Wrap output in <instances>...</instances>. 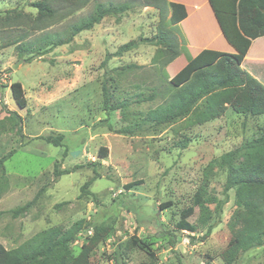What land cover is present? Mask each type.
I'll return each mask as SVG.
<instances>
[{
  "label": "rangeland",
  "instance_id": "374dc122",
  "mask_svg": "<svg viewBox=\"0 0 264 264\" xmlns=\"http://www.w3.org/2000/svg\"><path fill=\"white\" fill-rule=\"evenodd\" d=\"M36 1L0 0V18L17 13L34 16L36 11L31 5ZM122 1L88 0L66 21L88 15L98 3ZM168 16L154 8H135L120 15L119 21L111 16L104 18L90 31L78 34L71 44L31 63L25 62L30 54L19 58L16 45L0 48V78L6 77L0 84V121H5L0 127V158L14 151L4 163L8 186L0 195V243L6 249L16 248L49 227L68 228L84 219L89 226L77 235L72 245L74 254L84 238L92 235L93 225L113 228L112 236L95 250L93 264H115L109 259L116 248L112 244H124L130 237L148 243L157 264H223L219 253L230 238L226 225L235 208L233 191L228 193L229 201L222 208L218 224L204 241L200 237L213 214L205 220L195 209L189 221L197 226V234L175 233V223L179 212L191 205L202 169L212 159L257 135L259 128L264 129V116L248 120L243 127V118L228 110L213 122L182 130L179 124L156 129L141 124L146 112L162 103L160 97L131 103L127 110L104 111V81L110 93L108 105H113L161 91L167 79L186 63L180 55L172 66L162 69L165 77L151 66L156 47L142 44L102 66L106 54L130 40L153 37L160 26L172 30L180 46L186 48L181 29L170 26ZM63 23L55 21L48 31H60ZM16 25L0 27V45L23 33ZM37 36L30 31L24 42ZM124 65L140 68L121 72L120 76L111 72ZM14 82L22 85L25 109H19L11 97L9 84ZM9 111L21 116L17 126L12 127L7 120L12 117ZM125 127H131L134 135L118 133ZM58 134L63 136L60 146L44 140ZM185 141L189 142L183 149ZM101 147L107 149L106 156L98 154ZM55 164L59 171L72 172L56 178ZM224 180V172L216 170L210 181L204 204L212 213L214 199L222 198ZM88 181L91 184L86 190L91 196L80 197L81 187ZM130 183L138 184L127 190ZM43 187L45 192L39 194ZM167 201L171 205L160 209L159 205ZM28 203L30 207L14 217L11 211ZM124 259L126 264H140L148 256L134 249L126 251ZM235 264H264V246L247 252Z\"/></svg>",
  "mask_w": 264,
  "mask_h": 264
},
{
  "label": "trees",
  "instance_id": "16d2710c",
  "mask_svg": "<svg viewBox=\"0 0 264 264\" xmlns=\"http://www.w3.org/2000/svg\"><path fill=\"white\" fill-rule=\"evenodd\" d=\"M207 1L224 39L234 49V53L204 49L192 57L185 47L180 46L172 30L160 26L153 37L130 40L117 47L113 53L106 54L102 66L112 58H120L142 44L156 47L151 59L153 69L162 71L180 55L186 58V64L167 79L161 91L154 90L147 97L137 95L130 100L125 97L126 99L113 105H108L110 93L105 88L104 81V111L107 108L109 111L127 110L131 103L151 102L160 97L162 103L148 110L141 119V124H148L150 128L155 129L163 125L174 127L179 124L182 130L213 122L225 116L228 110L243 118V127L248 120L264 116V86L241 67L251 41L264 36V0ZM87 2L88 0H38L31 5L36 11L34 16L17 13L15 16L10 14L1 17L0 27L17 24L16 26H21L18 28L23 30V33L16 39L0 45V48L16 45L19 58H22L23 54H30L25 62L31 63L37 57L49 54L58 47L71 44L78 34L90 31L102 19L111 16L119 21L120 15L135 8H154L160 15L168 13V23L172 27L177 26L186 17L182 5L168 0H124L119 3H98L88 15L66 21L83 9ZM57 20L65 21L60 31H48ZM16 26L13 28H17ZM30 31L39 36L24 42ZM133 68L140 67L124 65L112 69L111 72H118L120 76L121 72ZM9 89L16 106L25 109L26 98L22 85L14 82L9 84ZM8 113L12 116L7 119L10 125L17 126V123L21 122V116L15 111ZM4 125L5 121L1 120L0 127ZM258 132L261 134L245 139L239 146L207 163L202 169L200 183L192 195L191 205L179 212L178 221L175 223V233L197 234V226L189 221L195 209L198 208L201 218L205 220L213 214L211 222L200 237V240L204 241L218 224L222 208L229 201L228 193L233 191L235 208L226 225L230 238L219 253L223 264H235L247 252L264 246V129L259 128ZM118 133L134 135L131 127L121 128ZM44 140L54 146H60L63 136L49 135ZM188 142L182 143L183 149L187 148ZM106 153V148H99L98 154L106 156ZM13 154L14 151H11L0 158V195L8 186L4 163ZM55 166L56 164L53 174L56 178L72 172L59 171ZM77 168L79 166H75V169ZM216 170L224 172L225 180L222 198L214 199L212 213L204 202L208 198V187ZM95 176L94 178H98ZM90 184L91 181H88L81 187L80 197L91 196L86 190ZM137 184L130 183L126 185V189L129 190ZM45 190L46 187H43L39 194ZM30 205L28 203L11 212L15 217L25 212ZM170 205L167 201L159 207L165 209ZM87 226L89 225L84 219L75 221L68 228L52 226L36 233L13 249H6L0 243V264H93L92 256L95 250L112 236L113 228L104 224L93 225L92 235L84 238L78 253L74 254L72 245L77 235ZM172 244L175 245V242L171 241V247H174ZM112 245L116 248L109 259L115 264H126L125 252L134 249L143 251L148 256V260L140 264H157V258L149 244L141 239L130 237L124 244Z\"/></svg>",
  "mask_w": 264,
  "mask_h": 264
},
{
  "label": "crops",
  "instance_id": "0c3cea01",
  "mask_svg": "<svg viewBox=\"0 0 264 264\" xmlns=\"http://www.w3.org/2000/svg\"><path fill=\"white\" fill-rule=\"evenodd\" d=\"M168 1L180 4L185 9L186 17L177 26L187 41L186 49L190 56L194 57L204 49L234 53V49L224 39L207 0ZM173 62L169 66H172ZM241 67L264 86V36L251 41Z\"/></svg>",
  "mask_w": 264,
  "mask_h": 264
},
{
  "label": "built area",
  "instance_id": "2783aa9c",
  "mask_svg": "<svg viewBox=\"0 0 264 264\" xmlns=\"http://www.w3.org/2000/svg\"><path fill=\"white\" fill-rule=\"evenodd\" d=\"M5 80H6V77H5V76H2V77L0 78V84L4 83Z\"/></svg>",
  "mask_w": 264,
  "mask_h": 264
},
{
  "label": "water",
  "instance_id": "95a60500",
  "mask_svg": "<svg viewBox=\"0 0 264 264\" xmlns=\"http://www.w3.org/2000/svg\"><path fill=\"white\" fill-rule=\"evenodd\" d=\"M71 154H72V156H75L76 155L75 152H72Z\"/></svg>",
  "mask_w": 264,
  "mask_h": 264
}]
</instances>
